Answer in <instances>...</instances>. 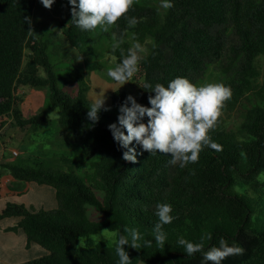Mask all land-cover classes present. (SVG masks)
<instances>
[{
	"label": "trees",
	"instance_id": "1",
	"mask_svg": "<svg viewBox=\"0 0 264 264\" xmlns=\"http://www.w3.org/2000/svg\"><path fill=\"white\" fill-rule=\"evenodd\" d=\"M174 5L161 15L143 0L116 25L104 32L82 31L68 22L61 28L68 45L84 55L87 72L100 71L104 49L122 62L121 49L149 42L141 57L137 81L139 96L114 91L111 105L102 108L95 124L87 118L89 84L81 70L59 76L47 41L33 33L37 0H0V139L6 118L20 129L43 128L52 111L58 110L59 137L69 139L67 170L32 167L0 159L2 169L14 180L46 185L54 190L57 206L50 210L28 209L7 203L0 221L19 218L13 231L21 230L27 245H39L44 254L22 264H118L115 243L95 242L91 235L108 229L127 235L137 229L151 247L139 251L125 246L132 264H210L204 252L224 239L229 246L244 249L221 264H264V79L259 59L264 57V0H170ZM138 23L129 27L128 19ZM30 21V22H29ZM113 33L123 42L112 48ZM234 34L237 42L231 35ZM236 44L238 62L233 72L220 79L232 92L217 127L210 132L220 151L204 147L198 162L185 168L168 163L170 156L150 154L136 146V163L126 162L113 139L109 125L117 123L119 107L128 95L144 106L154 86L177 78L197 84L212 61L223 59L230 44ZM61 80L63 81L60 85ZM76 86L72 93L65 89ZM20 87L48 89L47 104L36 115L24 118ZM248 102L243 121L230 129L223 113ZM135 146V145H134ZM86 167L83 171H80ZM170 204L173 221L163 226L167 239L157 247L152 229L158 223L156 206ZM90 207L102 217L91 220ZM211 233L204 251L187 256L177 241L183 237L200 242ZM79 238H86L85 247ZM143 244V240L140 241Z\"/></svg>",
	"mask_w": 264,
	"mask_h": 264
},
{
	"label": "clouds",
	"instance_id": "2",
	"mask_svg": "<svg viewBox=\"0 0 264 264\" xmlns=\"http://www.w3.org/2000/svg\"><path fill=\"white\" fill-rule=\"evenodd\" d=\"M43 6L51 9L54 0H40ZM135 0H68L71 5V23L82 31H94L97 28L108 32L110 28L124 18L132 9ZM174 5L170 0H162L161 7L165 10ZM30 22V21H29ZM138 23L135 17L128 19L129 27ZM112 48L115 51L123 42L112 35ZM145 49L139 42H135L127 49H121L122 62L114 68H109L107 75L120 85L128 83L139 71L141 54ZM152 88L148 103L144 106L136 98L128 95L119 107L117 123L110 124L109 130L114 141L125 151L122 158L126 162L136 163L139 146L142 151L150 154L161 153L170 156V165L187 167L198 162L199 154L204 147L220 151L221 146L212 141L210 132L217 127L219 117L225 104L231 99V89L222 83H206L197 86L187 78L177 77L167 86L156 84ZM105 98L95 101L88 107L87 118L95 124L99 120L98 113L104 108ZM105 110H110L105 108ZM135 145V146H134ZM172 207L167 203L156 206L158 223L152 229L157 247L163 248L167 239L163 226L173 221L170 214ZM110 230L105 229L103 232ZM127 235H119L115 242V254L118 264H132V260L125 246L139 251L144 247H151L152 240H144L135 228H126ZM211 233H204L200 242L193 243L183 237L178 245L184 248L187 256L204 251L205 241L211 240ZM143 240V244L140 241ZM81 243V241H80ZM244 249L229 244L221 239L218 247H211L204 252V260L210 264H221L223 260L233 255H242Z\"/></svg>",
	"mask_w": 264,
	"mask_h": 264
},
{
	"label": "rangeland",
	"instance_id": "3",
	"mask_svg": "<svg viewBox=\"0 0 264 264\" xmlns=\"http://www.w3.org/2000/svg\"><path fill=\"white\" fill-rule=\"evenodd\" d=\"M143 1L154 5L161 15L166 12L161 7L162 0ZM70 17L71 5L68 0H54L51 9L45 8L40 0H37L32 20L33 33L48 42L52 62L58 75L66 77L68 73L76 69L81 70L90 86L88 92L89 101L94 103L105 98V108L111 105V94L114 91H127L138 97L137 81L131 79L122 86L108 77V69L116 67L118 63L107 49H104L103 56L100 59L101 64L104 66L103 69L91 73L87 72L85 65L87 58L70 47L63 36L61 24L68 22ZM231 37L234 41H238L234 34ZM236 44H230L222 60L210 62L205 71L198 76L199 82L196 84L197 86L206 83H218L221 78L229 76L233 72L234 66L238 62V54L235 50ZM143 48L145 51L141 54V57L148 52L149 42L143 45ZM259 65L263 80L264 57L259 59ZM62 82L61 80L60 85ZM65 89L73 93L77 88L70 85L65 87ZM18 93L23 98L21 109L24 118L36 115L47 104L48 89L20 87ZM248 106V102H243L233 111L223 113L227 120L228 128H238L244 119L245 110ZM58 116V110H54L49 115V122L43 128L27 126L24 129L17 127L12 118H6L5 125L1 129L0 159L3 162H13L32 167L42 166L45 169L67 170L62 156L68 154L67 143L69 139L63 136L59 137ZM13 151H17L18 156H14ZM84 169L86 167H83L80 171ZM6 174L7 171L2 169L0 211L5 208L7 203H16L15 201L12 202V200L6 203V199L10 197H7L4 191L9 188L13 189L14 196L21 202L19 204H23L28 209L50 210L57 206L54 190L51 187L39 186L35 183H10L6 178ZM8 177L10 176L8 175ZM88 216L91 220H98L102 217L100 214H96L92 207L89 209ZM18 221L19 218H6L0 221V264H22L44 254V250L39 245L35 243L27 245L25 235L21 230H12ZM104 230L102 229L91 235V238L95 242L105 245L114 244L117 240V233L114 231L103 232ZM85 244L86 238H79V245L85 247Z\"/></svg>",
	"mask_w": 264,
	"mask_h": 264
},
{
	"label": "crops",
	"instance_id": "4",
	"mask_svg": "<svg viewBox=\"0 0 264 264\" xmlns=\"http://www.w3.org/2000/svg\"><path fill=\"white\" fill-rule=\"evenodd\" d=\"M6 178L8 179V181H9L10 183H19L18 181L14 180L12 177H8V175H6ZM35 184H36V183H35ZM9 185H10V184H9ZM39 186H46V185H39ZM3 191H4V190H3ZM4 193H6L5 195H6L7 197H10V198L6 199V203H7L8 201H10V200H12V202L15 201V202L18 203V204L21 203V202L18 201V198L14 196V191H13V189H12V190H11L10 188H9V189H5ZM2 197H3V196H2Z\"/></svg>",
	"mask_w": 264,
	"mask_h": 264
},
{
	"label": "built area",
	"instance_id": "5",
	"mask_svg": "<svg viewBox=\"0 0 264 264\" xmlns=\"http://www.w3.org/2000/svg\"><path fill=\"white\" fill-rule=\"evenodd\" d=\"M13 155L14 156H18V152L17 151H13Z\"/></svg>",
	"mask_w": 264,
	"mask_h": 264
}]
</instances>
